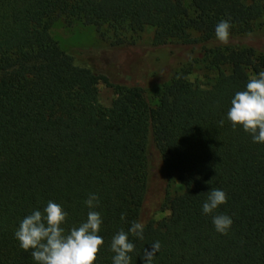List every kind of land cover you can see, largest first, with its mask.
Masks as SVG:
<instances>
[{"label": "trees", "instance_id": "1", "mask_svg": "<svg viewBox=\"0 0 264 264\" xmlns=\"http://www.w3.org/2000/svg\"><path fill=\"white\" fill-rule=\"evenodd\" d=\"M60 20L95 27L106 46L64 48L51 32ZM222 20L230 37L258 44L220 43ZM262 22L264 0H0V264H35L14 235L23 218L52 201L66 227L79 225L90 193L103 217L96 264H112L111 239L133 221L145 239L129 237L132 264L155 241L153 264H264V144L227 119L234 94L264 71ZM144 32L185 51L156 104L98 63L100 50L137 53ZM85 53L91 63L77 61ZM100 83L114 88L109 106ZM157 158L161 193L150 206ZM212 188L227 194L214 213L233 220L227 235L202 211ZM154 208L170 215L157 222Z\"/></svg>", "mask_w": 264, "mask_h": 264}, {"label": "clouds", "instance_id": "2", "mask_svg": "<svg viewBox=\"0 0 264 264\" xmlns=\"http://www.w3.org/2000/svg\"><path fill=\"white\" fill-rule=\"evenodd\" d=\"M230 27L227 20L220 21L215 27L216 38L224 45L229 43ZM227 119L234 130L242 127L254 143L264 144V71L250 78L245 90L234 94ZM223 124L221 120L220 125ZM84 203L89 209L86 219L70 228L66 227L68 213L52 201L47 202L43 211L34 210L23 218L14 235L23 251L30 252L35 264H96L104 245V239L99 235L103 217L96 211L100 198L90 193ZM226 203V192L212 188L202 205L203 213L212 215L215 230L223 235L228 234L233 220L228 215L214 213ZM121 220H126V214H121ZM144 230V223L133 221L128 231L122 228L112 237V264H132L131 254L136 246L129 237L143 241ZM160 248L159 241L151 243L150 249L144 247L141 254L144 264H153Z\"/></svg>", "mask_w": 264, "mask_h": 264}, {"label": "rangeland", "instance_id": "3", "mask_svg": "<svg viewBox=\"0 0 264 264\" xmlns=\"http://www.w3.org/2000/svg\"><path fill=\"white\" fill-rule=\"evenodd\" d=\"M262 23L264 24V22ZM51 32L61 45L68 49H99L105 47L107 44L106 39L103 38L95 27L80 22L68 24L64 20L57 21L52 27ZM229 41L247 44H256L257 42L258 44V39L256 40L253 36L248 35L239 37L231 36L229 37ZM138 45L140 47L135 54L132 50H128V52L123 50H100L98 52V63L102 65V69L106 71L105 73L112 81L127 82L128 85L139 86L141 92L143 91L142 93H144L147 99L152 104H156L160 92L159 84L173 73L174 67L176 66L175 62L177 61L176 57L183 55L185 51L184 49H176L171 53L169 49L163 46H154L152 43V33L150 32H144L140 36ZM134 56H137L138 60H133ZM77 58V61L80 63H91L93 59L90 54L86 53L77 56ZM130 65H133V68H130ZM198 75V72H196L192 78L195 79ZM99 92V98L102 104L107 106L111 105L115 97L114 88L105 83H100ZM153 164L156 174L154 175L151 195L148 200L150 206L157 204V197L159 198L161 193V188L158 183V158L153 161ZM175 179L176 176L173 174V180L175 181ZM155 209L154 219L157 222L170 215L169 209Z\"/></svg>", "mask_w": 264, "mask_h": 264}]
</instances>
